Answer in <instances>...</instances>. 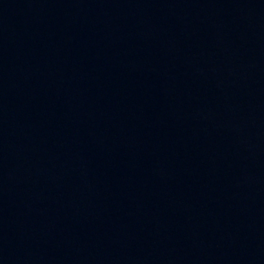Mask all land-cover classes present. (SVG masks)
Segmentation results:
<instances>
[{
    "label": "water",
    "instance_id": "obj_1",
    "mask_svg": "<svg viewBox=\"0 0 264 264\" xmlns=\"http://www.w3.org/2000/svg\"><path fill=\"white\" fill-rule=\"evenodd\" d=\"M0 264H264V0H0Z\"/></svg>",
    "mask_w": 264,
    "mask_h": 264
}]
</instances>
